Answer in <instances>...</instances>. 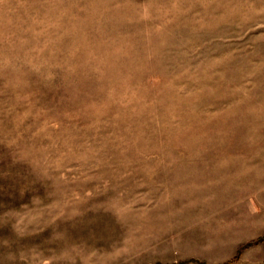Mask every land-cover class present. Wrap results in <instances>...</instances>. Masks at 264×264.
<instances>
[{
    "label": "rangeland",
    "instance_id": "rangeland-1",
    "mask_svg": "<svg viewBox=\"0 0 264 264\" xmlns=\"http://www.w3.org/2000/svg\"><path fill=\"white\" fill-rule=\"evenodd\" d=\"M264 264V0H0V264Z\"/></svg>",
    "mask_w": 264,
    "mask_h": 264
},
{
    "label": "crops",
    "instance_id": "crops-1",
    "mask_svg": "<svg viewBox=\"0 0 264 264\" xmlns=\"http://www.w3.org/2000/svg\"><path fill=\"white\" fill-rule=\"evenodd\" d=\"M250 264V263H249Z\"/></svg>",
    "mask_w": 264,
    "mask_h": 264
}]
</instances>
